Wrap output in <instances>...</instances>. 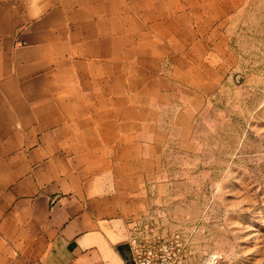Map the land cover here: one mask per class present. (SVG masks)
Returning <instances> with one entry per match:
<instances>
[{
  "label": "crops",
  "instance_id": "1",
  "mask_svg": "<svg viewBox=\"0 0 264 264\" xmlns=\"http://www.w3.org/2000/svg\"><path fill=\"white\" fill-rule=\"evenodd\" d=\"M193 1L0 0V264H138L146 183L219 79Z\"/></svg>",
  "mask_w": 264,
  "mask_h": 264
},
{
  "label": "rangeland",
  "instance_id": "2",
  "mask_svg": "<svg viewBox=\"0 0 264 264\" xmlns=\"http://www.w3.org/2000/svg\"><path fill=\"white\" fill-rule=\"evenodd\" d=\"M191 5L219 79L194 146L164 151L130 237L138 264H264V0H212L211 21Z\"/></svg>",
  "mask_w": 264,
  "mask_h": 264
}]
</instances>
